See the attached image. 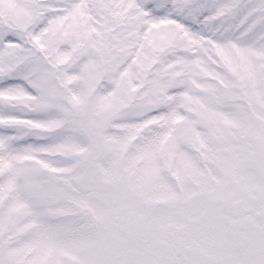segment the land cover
<instances>
[{"label":"snow or ice","instance_id":"1","mask_svg":"<svg viewBox=\"0 0 264 264\" xmlns=\"http://www.w3.org/2000/svg\"><path fill=\"white\" fill-rule=\"evenodd\" d=\"M0 264H264V0H0Z\"/></svg>","mask_w":264,"mask_h":264}]
</instances>
